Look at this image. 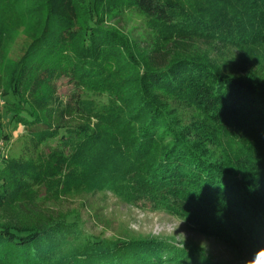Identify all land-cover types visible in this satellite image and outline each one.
<instances>
[{
	"label": "trees",
	"instance_id": "1",
	"mask_svg": "<svg viewBox=\"0 0 264 264\" xmlns=\"http://www.w3.org/2000/svg\"><path fill=\"white\" fill-rule=\"evenodd\" d=\"M127 11L147 38L115 24ZM196 42L259 56L264 0H0V154L6 126L25 137L0 156V264H213L47 206L81 194L164 211L241 264L264 248V76L184 50Z\"/></svg>",
	"mask_w": 264,
	"mask_h": 264
},
{
	"label": "rangeland",
	"instance_id": "2",
	"mask_svg": "<svg viewBox=\"0 0 264 264\" xmlns=\"http://www.w3.org/2000/svg\"><path fill=\"white\" fill-rule=\"evenodd\" d=\"M115 24L127 34H131L133 39L147 38L144 20L136 13L127 11L115 21ZM24 42L25 38L21 34L12 38L7 45L8 60L20 56ZM184 50L211 58L213 62L223 66L226 72H256L264 76V51L257 57L245 60L240 49L224 47L221 44L196 42L193 46H186ZM68 89L69 86L65 82L59 92L65 95ZM3 105L0 90V109ZM4 131L11 136V139L1 151L0 156L14 158L22 155L25 149L23 128L13 129L6 126ZM47 206L57 215L76 216L81 221L85 232L102 239L154 237L178 248L192 250L213 264H241L232 249L212 238L200 235L187 223L164 211H153L127 204L111 193L75 195L49 202Z\"/></svg>",
	"mask_w": 264,
	"mask_h": 264
},
{
	"label": "clouds",
	"instance_id": "3",
	"mask_svg": "<svg viewBox=\"0 0 264 264\" xmlns=\"http://www.w3.org/2000/svg\"><path fill=\"white\" fill-rule=\"evenodd\" d=\"M245 264H264V248L259 249Z\"/></svg>",
	"mask_w": 264,
	"mask_h": 264
},
{
	"label": "built area",
	"instance_id": "4",
	"mask_svg": "<svg viewBox=\"0 0 264 264\" xmlns=\"http://www.w3.org/2000/svg\"><path fill=\"white\" fill-rule=\"evenodd\" d=\"M2 146H3V143L0 144V147H2Z\"/></svg>",
	"mask_w": 264,
	"mask_h": 264
}]
</instances>
